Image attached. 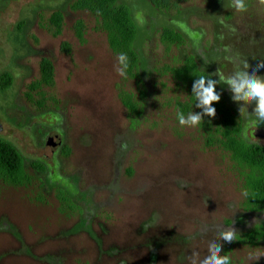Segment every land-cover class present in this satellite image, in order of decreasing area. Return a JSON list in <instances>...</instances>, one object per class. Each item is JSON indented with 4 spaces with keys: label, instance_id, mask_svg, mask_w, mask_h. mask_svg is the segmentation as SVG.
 Wrapping results in <instances>:
<instances>
[{
    "label": "rangeland",
    "instance_id": "1",
    "mask_svg": "<svg viewBox=\"0 0 264 264\" xmlns=\"http://www.w3.org/2000/svg\"><path fill=\"white\" fill-rule=\"evenodd\" d=\"M75 1L0 0V76L10 79L0 88V140L19 153L28 177L22 185L0 178V264H187L193 251L207 254L219 231L232 226L239 235L263 221L264 209H242V175L229 154L206 145L202 126L179 124L178 111L201 109L176 72L190 58L215 80L241 61L250 73L264 63V4L245 0L239 12L231 0H165L161 9L118 0L137 29L141 96L116 72L96 16L74 10ZM54 12L63 16L58 35L48 28ZM165 28L183 43H163ZM43 59L53 83L33 89ZM217 89L239 116L242 140L264 146L255 105L240 114L227 86ZM122 92L133 96L136 115ZM60 191L72 208L62 207ZM222 254L230 264H264V240H235Z\"/></svg>",
    "mask_w": 264,
    "mask_h": 264
},
{
    "label": "trees",
    "instance_id": "2",
    "mask_svg": "<svg viewBox=\"0 0 264 264\" xmlns=\"http://www.w3.org/2000/svg\"><path fill=\"white\" fill-rule=\"evenodd\" d=\"M159 9L165 5V0H152ZM72 8L74 10L88 11L97 18L98 26L105 32L108 46L113 54L125 53L128 57L129 67L127 79L134 80L139 86V95H145L144 81L140 75V61L134 48L137 29L131 18L129 9L118 0H76ZM63 16L60 12H54L49 17L48 28H53V35H58L61 30ZM76 35L82 38V24L76 27ZM160 39L167 45H180L183 37L180 33L165 28L161 32ZM201 75H209L200 71L192 58L188 59L183 67L176 72L177 79L189 83L190 104H195L192 96V85L195 79ZM212 77V76H211ZM7 74L0 76V88L5 90L9 85ZM53 83V67L50 61L43 59L40 63V78L33 85V89L50 87ZM216 91L221 93L217 87ZM119 98L130 114L136 115L138 105L129 93H120ZM38 104H42L38 102ZM216 109V115L212 124L206 121L202 126L206 145L216 146L228 153L230 158L240 169L244 193L242 209L246 212L259 213L264 209V146L249 144L240 137L241 124L237 112L226 104L221 93V100L212 105ZM188 107V105H187ZM188 108H183L186 113ZM208 118V117H207ZM206 124V125H205ZM205 125V126H203ZM0 178L12 185H22L28 181L25 167L19 153L9 144L0 140ZM59 200L62 207L73 205L65 194L60 191ZM65 204V205H64ZM264 240V220L254 225L249 231L239 234L236 241L243 244H255Z\"/></svg>",
    "mask_w": 264,
    "mask_h": 264
},
{
    "label": "clouds",
    "instance_id": "3",
    "mask_svg": "<svg viewBox=\"0 0 264 264\" xmlns=\"http://www.w3.org/2000/svg\"><path fill=\"white\" fill-rule=\"evenodd\" d=\"M264 4V0H259ZM231 7L236 11L247 10L245 0H231ZM117 65L115 70L121 77L127 75L129 67L128 57L125 53L117 54ZM241 66L236 68L227 76L222 73L214 74L219 79L215 80L211 76L201 75L194 80L192 85V96L195 99V107L201 109L200 112H189L187 116L183 112L177 113V118L181 126L196 127L203 123L204 117L214 118L216 109L212 106L221 100V93L216 91L218 83H223L231 92V99L239 105L240 114L248 113V107L255 105L252 113L253 124L256 127L264 124V76L257 72L264 68V63L258 64L256 68L249 71L250 65L247 61H241ZM247 195V193H244ZM237 230L232 226L217 233L215 239L208 241L207 254L201 258L199 252L193 251L187 256V264H230V257L222 254L223 245L236 240ZM223 241V243H220ZM257 257L249 253L248 259L253 260Z\"/></svg>",
    "mask_w": 264,
    "mask_h": 264
},
{
    "label": "water",
    "instance_id": "4",
    "mask_svg": "<svg viewBox=\"0 0 264 264\" xmlns=\"http://www.w3.org/2000/svg\"><path fill=\"white\" fill-rule=\"evenodd\" d=\"M55 142V141H54ZM49 143V142H48ZM56 143V142H55ZM57 144H59L58 142H57Z\"/></svg>",
    "mask_w": 264,
    "mask_h": 264
},
{
    "label": "flooded vegetation",
    "instance_id": "5",
    "mask_svg": "<svg viewBox=\"0 0 264 264\" xmlns=\"http://www.w3.org/2000/svg\"><path fill=\"white\" fill-rule=\"evenodd\" d=\"M48 144V143H47Z\"/></svg>",
    "mask_w": 264,
    "mask_h": 264
}]
</instances>
